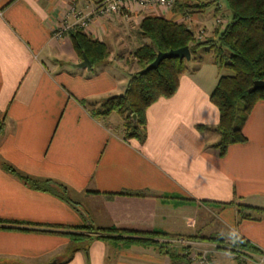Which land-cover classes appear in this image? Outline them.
Here are the masks:
<instances>
[{"label": "crops", "instance_id": "obj_1", "mask_svg": "<svg viewBox=\"0 0 264 264\" xmlns=\"http://www.w3.org/2000/svg\"><path fill=\"white\" fill-rule=\"evenodd\" d=\"M98 1L0 0V264H171L152 244L126 245L92 232L75 242L68 230L47 225L235 235L264 251V212L255 210H264V100L245 121L246 142L219 156L212 148L219 112L209 95L221 69L209 53L191 57L174 95L147 108L142 142L124 136L118 113L88 112L122 94L137 71L132 53L143 42L138 25L146 15L183 22L205 38L219 25L208 27L206 9L183 14L163 6L94 17L81 31L106 44L109 57L90 70L75 68L82 58L68 33L56 37L53 30L71 5L86 14ZM4 164L62 184L68 201L28 187ZM5 222L27 224L1 228L10 226Z\"/></svg>", "mask_w": 264, "mask_h": 264}, {"label": "trees", "instance_id": "obj_2", "mask_svg": "<svg viewBox=\"0 0 264 264\" xmlns=\"http://www.w3.org/2000/svg\"><path fill=\"white\" fill-rule=\"evenodd\" d=\"M231 14V21L223 28L217 26L214 35L208 39L198 40L193 31L187 28L183 22H177L161 16L146 15L138 25V30L149 43L141 42L133 51L137 71L130 75L124 92L108 97L98 106L88 109L94 118H104L111 113H118L123 120V132L126 138H134L142 142L146 136V110L160 98H169L178 88L179 78L187 70L185 59L170 58L162 60L155 69H144L154 61L158 52H167L182 47H188L191 57L201 60L202 55L211 53L214 64L219 68L229 69L232 74L221 75L209 95V99L219 112V119L214 132L218 135V141L212 148L218 151L219 156H224L232 144L246 142L243 133L245 121L256 104L264 100V89L251 91L253 82L264 81V0H225ZM219 0H176L171 7L173 12H199L214 6L218 10ZM69 38L75 52L82 58L84 53L91 64H100L109 57L106 44L92 39L90 36L76 28L69 31ZM82 106L86 103L80 101ZM87 106V105H86ZM136 117L134 120L133 117ZM199 130H205V126H198ZM4 130L3 120H0V137ZM3 168L18 178L28 187L53 194L58 198L68 201L66 188L62 184L52 180H36L19 175L15 169L4 164ZM125 195H140L142 193H123ZM264 212L261 209H255ZM246 217V216H244ZM0 223L2 221L0 220ZM10 226L1 228H15V224H27L19 222H5ZM48 228L71 229L65 225H47ZM85 230L87 233L65 232L72 241H79L89 237V233H95L96 238L103 240H123L126 245L141 244L155 245L166 254L171 264H190L187 255L171 252L165 246L166 243L153 241L152 239H131L103 235V233L124 232L116 228H94L91 225L74 227ZM126 232V231H125ZM151 235L173 236L165 233L153 232ZM176 237V236H173ZM236 241L234 245L239 249L252 253L262 251L241 238L232 236ZM200 238V237H199ZM209 241H217L215 236L201 237ZM182 250L181 247L177 251ZM178 251V252H179Z\"/></svg>", "mask_w": 264, "mask_h": 264}, {"label": "rangeland", "instance_id": "obj_3", "mask_svg": "<svg viewBox=\"0 0 264 264\" xmlns=\"http://www.w3.org/2000/svg\"><path fill=\"white\" fill-rule=\"evenodd\" d=\"M217 12L219 13V16H220L219 18L212 17L211 7L209 9H206L205 12L203 13H205V17L206 15H208V18H207V20H209L208 27L214 25L213 23H215V26L218 25V23H216V20L222 18L223 22L219 25V29L222 30L231 21V14H230V11L228 9V6L225 0H219ZM193 33L198 40H203V38L204 39L209 38V37L205 38L206 36H204L203 34L197 33L195 30L193 31ZM209 36L212 37L213 34ZM140 40H142L143 42L149 43V40L147 38H140ZM208 55L213 60V56L210 52ZM228 74H232V72L229 69H226V68L221 69V75H228ZM90 108L91 107H89V109ZM122 125H123V120H122ZM142 194H144L145 196H140V195H130V196L149 197V198L151 197L148 194H145V193H142ZM67 230H68L67 232H69V229ZM124 230L125 229H123V231ZM125 231L118 232V233L115 232V233H107V234L104 233V234L108 236L120 237V238L130 237L131 239H138V240L146 239V238L152 239V240L159 239L160 242L166 243L165 246L171 252H177V254H180V255H187L188 256L187 259L188 261H190V264H264V251H262L259 254V253H252L249 251H245L243 249H239L238 247L234 245V242L236 240L233 239L232 236L219 237L217 235H212L220 239H216L217 241H209L206 239H201V237H205V236H199V235L190 236V237L185 236L184 238L176 236V235H174L176 237H173V236L163 237V236H158V235H151L153 231L141 232V231L127 230V229ZM71 233H87V231L73 229ZM180 247L182 250L180 251L178 250L179 251L178 252L177 248L179 249ZM214 254H217V255H214ZM176 264H180V262H177Z\"/></svg>", "mask_w": 264, "mask_h": 264}, {"label": "built area", "instance_id": "obj_4", "mask_svg": "<svg viewBox=\"0 0 264 264\" xmlns=\"http://www.w3.org/2000/svg\"><path fill=\"white\" fill-rule=\"evenodd\" d=\"M175 1L176 0H99L95 7L86 14L78 11L74 5H71L67 13L63 16L62 23L53 30V34L56 37H61L63 34H67L73 29H84L94 17L110 19L114 15L120 13L122 9L130 8L131 6H137L144 9L157 6L171 8ZM69 15L73 17L72 23H67L66 21ZM222 22V18L216 20L218 25Z\"/></svg>", "mask_w": 264, "mask_h": 264}, {"label": "water", "instance_id": "obj_5", "mask_svg": "<svg viewBox=\"0 0 264 264\" xmlns=\"http://www.w3.org/2000/svg\"><path fill=\"white\" fill-rule=\"evenodd\" d=\"M170 58L185 59L186 61H189L191 59V54H190L188 47H182V48H178L175 50H169L167 52H158L154 61L152 63H150L144 69V72L147 70L155 69L162 60L170 59ZM74 67L79 68V69L86 68L87 70H90L91 69V62L89 61L87 56L83 53L82 54V60L78 64L74 65ZM262 89H264V81L256 80L253 82L251 91L262 90ZM133 118H134V120L136 119L135 116ZM48 264H56V262L51 261Z\"/></svg>", "mask_w": 264, "mask_h": 264}]
</instances>
